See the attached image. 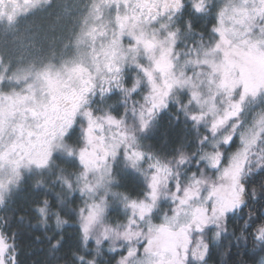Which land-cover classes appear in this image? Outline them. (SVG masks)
I'll return each mask as SVG.
<instances>
[{
    "label": "snow or ice",
    "instance_id": "snow-or-ice-1",
    "mask_svg": "<svg viewBox=\"0 0 264 264\" xmlns=\"http://www.w3.org/2000/svg\"><path fill=\"white\" fill-rule=\"evenodd\" d=\"M27 237L264 264V0H0V264Z\"/></svg>",
    "mask_w": 264,
    "mask_h": 264
},
{
    "label": "trees",
    "instance_id": "trees-1",
    "mask_svg": "<svg viewBox=\"0 0 264 264\" xmlns=\"http://www.w3.org/2000/svg\"><path fill=\"white\" fill-rule=\"evenodd\" d=\"M168 128L167 117L161 120L160 131L165 132ZM35 236L41 235L40 232H35ZM21 259L24 264H47L48 255L45 247L38 241H35L34 237H27L23 243V252Z\"/></svg>",
    "mask_w": 264,
    "mask_h": 264
},
{
    "label": "flooded vegetation",
    "instance_id": "flooded-vegetation-1",
    "mask_svg": "<svg viewBox=\"0 0 264 264\" xmlns=\"http://www.w3.org/2000/svg\"><path fill=\"white\" fill-rule=\"evenodd\" d=\"M233 259H236V257H233Z\"/></svg>",
    "mask_w": 264,
    "mask_h": 264
}]
</instances>
